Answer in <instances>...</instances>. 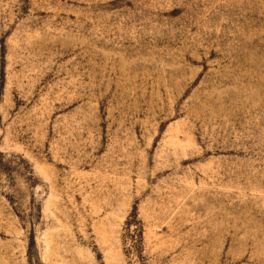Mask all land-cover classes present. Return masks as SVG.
Segmentation results:
<instances>
[{
	"label": "rangeland",
	"instance_id": "374dc122",
	"mask_svg": "<svg viewBox=\"0 0 264 264\" xmlns=\"http://www.w3.org/2000/svg\"><path fill=\"white\" fill-rule=\"evenodd\" d=\"M0 264H264V0H0Z\"/></svg>",
	"mask_w": 264,
	"mask_h": 264
}]
</instances>
